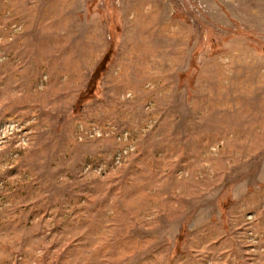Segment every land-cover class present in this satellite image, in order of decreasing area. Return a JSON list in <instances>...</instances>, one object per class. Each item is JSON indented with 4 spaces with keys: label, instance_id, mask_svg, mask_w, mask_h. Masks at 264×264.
Returning a JSON list of instances; mask_svg holds the SVG:
<instances>
[{
    "label": "rangeland",
    "instance_id": "rangeland-1",
    "mask_svg": "<svg viewBox=\"0 0 264 264\" xmlns=\"http://www.w3.org/2000/svg\"><path fill=\"white\" fill-rule=\"evenodd\" d=\"M0 264H264V0H0Z\"/></svg>",
    "mask_w": 264,
    "mask_h": 264
}]
</instances>
